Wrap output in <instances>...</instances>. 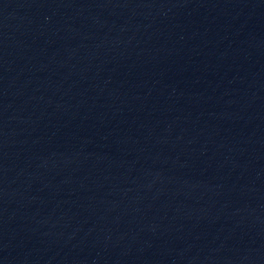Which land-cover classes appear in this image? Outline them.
I'll list each match as a JSON object with an SVG mask.
<instances>
[{"label":"water","instance_id":"obj_1","mask_svg":"<svg viewBox=\"0 0 264 264\" xmlns=\"http://www.w3.org/2000/svg\"><path fill=\"white\" fill-rule=\"evenodd\" d=\"M0 24L127 264H264V0H0Z\"/></svg>","mask_w":264,"mask_h":264}]
</instances>
